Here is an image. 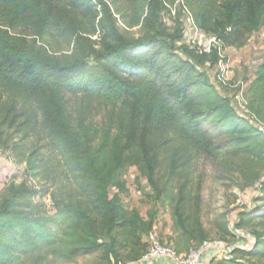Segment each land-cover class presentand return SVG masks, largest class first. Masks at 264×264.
<instances>
[{
    "label": "trees",
    "instance_id": "obj_1",
    "mask_svg": "<svg viewBox=\"0 0 264 264\" xmlns=\"http://www.w3.org/2000/svg\"><path fill=\"white\" fill-rule=\"evenodd\" d=\"M177 1L125 0L126 7L121 8L109 0H0V85L10 94L6 99L0 94V138L10 131L22 137L16 142L9 135L6 148L18 162H26L34 176L51 178L42 196L50 197L54 210L33 214L37 210L33 207L28 213L25 208L31 201L24 205L22 201L30 191L24 185L12 186L10 199L0 204V264H23L35 253L73 261L103 248L117 258L118 237L128 241L132 232H140L143 240L155 213L146 221L123 209L119 193L110 196L111 187L125 190L121 176L140 163L149 170L154 199L174 200L178 237L199 246L210 240L200 219L188 213L196 158L218 160L230 154L264 166V136L238 115L229 89L210 79L207 65L218 64L217 52L200 55L179 45L183 9ZM181 1L197 27L216 36L225 49L245 47L264 29V0ZM177 7L178 26L173 30L164 20L173 18ZM20 26H30L35 38L11 34ZM137 27L140 37L130 33ZM48 36L66 44L68 52H51ZM65 94L122 104L126 114L141 117L142 149L135 151L134 129L125 130L121 124L114 133L112 120L99 132L100 144L94 147L86 112L80 111L72 122ZM247 97L251 111L264 122V55ZM38 136L57 158L52 168L29 147L27 140ZM155 170L162 172L163 186L154 180ZM256 198L263 204L239 210L236 231L264 221V185ZM91 210L104 216L103 234L109 243L100 242L102 233ZM219 227L231 235L227 225ZM143 247L134 259L147 253V244ZM261 257L264 240L259 234L252 248L236 249L231 258L213 259L211 264H250L247 258Z\"/></svg>",
    "mask_w": 264,
    "mask_h": 264
},
{
    "label": "rangeland",
    "instance_id": "obj_2",
    "mask_svg": "<svg viewBox=\"0 0 264 264\" xmlns=\"http://www.w3.org/2000/svg\"><path fill=\"white\" fill-rule=\"evenodd\" d=\"M109 1L121 8L126 7L125 0ZM179 10L180 8L177 7L174 11L175 13H172L173 18L165 17L164 20V23L173 30L178 26L177 15L180 12ZM119 25L122 30L126 29L122 23ZM10 32L16 36H24L29 41L35 38L30 26H20L16 29H11ZM130 33L135 37H140L141 35L139 27L131 29ZM46 41V45L49 46L51 52H68L67 45L60 40L48 36L46 37ZM219 74L220 72L216 69L211 70L209 72L211 81H218ZM245 75H249L247 70ZM242 79L244 82L250 84V76H243ZM242 79L234 76L233 81L237 82ZM0 94L5 99L10 95L9 92L3 90L1 85ZM64 102L67 115L72 122H75L77 114L80 111L84 110L86 112L87 124L94 133V147H98L100 144L101 136L99 132L112 120L115 124L114 133H117L121 124L125 125V130L134 129L137 136L135 151L142 149L138 143L142 127V118L131 117L126 114L122 104L114 106L105 105L90 101L83 95L72 94H65ZM9 135H13L16 142L22 138L20 135H16L14 131L7 132V134L0 138V204L5 199H10L12 186L18 187L24 185L30 191L29 199L27 198L22 201L23 205L31 201L30 207L25 208L28 213H31L29 211L35 207L37 210L33 211V214H42L43 212L54 214L53 202L50 197L42 196L44 189L50 185L51 178L36 177L29 170L26 162H18L15 155L6 148L7 144L5 142L8 140ZM27 142L31 150H38L40 152L39 158L44 157L50 162V168L57 163L56 156L50 151H47L45 141L42 137L38 136L33 139H28ZM58 173L57 171L56 175L60 174ZM50 174L51 172L49 173V177H52L53 174ZM148 175L149 170L145 163L133 164L120 178V182L125 185V190L118 192L119 190L116 187H111L110 196L112 198L115 194L119 193L120 204L123 209L132 214L133 211H130V209L134 208L135 213L139 214L140 217L142 215H148L149 217L154 212L155 219H158V215L155 212L156 208L164 212H169V222L166 225L164 224L160 232L165 233L169 230V226L175 232V221L173 218L175 202L168 196H163L162 200L156 201L154 199V188ZM152 176L155 181H159L160 186H163L161 182V171L155 170ZM194 178L195 185L190 196L188 213L200 219L211 242L229 245L241 242L240 240L242 239H238V235L235 234L234 221L239 210H243L252 204L256 206L263 204L256 198V187L258 183L264 181V166L256 164L251 159L235 157L230 154H225L218 160L199 157L194 161ZM179 184H181V181L175 183L176 186ZM91 215L96 229L102 233L100 242L109 243L110 238L103 234L105 225L104 216L100 212H94L93 210H91ZM162 222L164 223V221ZM220 225H227L231 235H226L220 229ZM245 231L247 238L242 240L244 244L249 243L253 237L255 239V235L259 234L263 235L264 240V221H256V223ZM114 234H119L118 228L114 231ZM141 236L142 233L140 232H136L135 234L132 232L128 241H125L122 237H118L119 245L116 248V252L118 253L117 258H114L113 255L110 256L107 248H103L94 254L81 256L73 261L58 260L44 253H35L25 259L23 264H136L143 257L136 260L134 256L138 253L142 254L144 252L143 245L146 244L144 238L142 240ZM189 245L188 239L185 237L179 236L176 240V246L180 253L184 254L188 252L189 248L192 247ZM246 260L250 264H264V257L257 259L247 258Z\"/></svg>",
    "mask_w": 264,
    "mask_h": 264
},
{
    "label": "built area",
    "instance_id": "obj_3",
    "mask_svg": "<svg viewBox=\"0 0 264 264\" xmlns=\"http://www.w3.org/2000/svg\"><path fill=\"white\" fill-rule=\"evenodd\" d=\"M177 6L183 9L181 18L182 42L179 43V45H186L200 55H211L217 52L220 58V61L215 66V69L220 72L218 81L229 89V97L232 106L238 115L250 122V124L264 136V122L261 121L249 107L247 90L250 84L243 80L237 82L227 81L224 76V71L231 67V62L225 54L226 49L223 48L216 36H209L197 27L188 8L184 6L183 1L178 0ZM174 11L175 10H173V12ZM260 61L262 62V59ZM207 66L209 69L210 65ZM263 185L264 181L258 183L256 190L258 191ZM130 211H134V208H131ZM155 212L158 215V219L154 220L151 231L144 236L145 243L148 247L147 253L136 264H152L157 260H168L174 264H209L207 260L208 257H210V262L213 259L231 258L236 249L248 250L255 244L254 237L249 243L244 244L242 240L247 238L246 231L237 230L235 234L238 235V239H242L240 240L241 242L229 245L205 241L199 246H192L189 248L188 252L183 254L177 250L176 239L178 233L174 232L171 226L168 227L169 230L165 233L160 232L164 224L166 225L169 222V212H164L158 208L155 209ZM142 218L146 221L149 219L148 215H142ZM162 221H164V223Z\"/></svg>",
    "mask_w": 264,
    "mask_h": 264
},
{
    "label": "crops",
    "instance_id": "obj_4",
    "mask_svg": "<svg viewBox=\"0 0 264 264\" xmlns=\"http://www.w3.org/2000/svg\"><path fill=\"white\" fill-rule=\"evenodd\" d=\"M225 54L231 62V67L228 70L224 71V76L227 81H233L234 76L241 79L243 78V76H250L252 81L255 78L258 65L261 64L260 60L264 55V29L254 33L245 47L240 49L234 47L226 48ZM214 69L215 67L211 68L212 71ZM211 70L208 71L210 72ZM246 70L248 71L249 75H245ZM224 92L226 93L227 90H224ZM207 260L209 261V264H211L210 257H208ZM152 264L174 263L168 260H157L154 261Z\"/></svg>",
    "mask_w": 264,
    "mask_h": 264
}]
</instances>
